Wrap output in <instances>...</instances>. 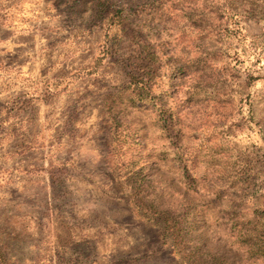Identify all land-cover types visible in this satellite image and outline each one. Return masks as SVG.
I'll return each instance as SVG.
<instances>
[{"label": "rangeland", "instance_id": "1", "mask_svg": "<svg viewBox=\"0 0 264 264\" xmlns=\"http://www.w3.org/2000/svg\"><path fill=\"white\" fill-rule=\"evenodd\" d=\"M0 264H264V0H0Z\"/></svg>", "mask_w": 264, "mask_h": 264}, {"label": "trees", "instance_id": "2", "mask_svg": "<svg viewBox=\"0 0 264 264\" xmlns=\"http://www.w3.org/2000/svg\"><path fill=\"white\" fill-rule=\"evenodd\" d=\"M111 19H112V21L114 20L115 23L121 24L124 21V16L121 13H113L111 15ZM141 46H142V49H146L147 55H152V56L155 55L154 52H151L150 50H148L149 49V45L144 44V43H141ZM152 59H153V57H150V60L151 61H152ZM97 61H98V64L97 65H100L101 64V61H102V57L97 58ZM151 66H152V64H146V67L145 68H147L148 74L151 71ZM144 72H145V70H144ZM146 77H147L146 72L144 74H139L138 76L137 75H134V76H132V78L130 80V85L133 86L134 88L141 89V86L144 85V81H145V78ZM149 78H150V76L148 77V79Z\"/></svg>", "mask_w": 264, "mask_h": 264}]
</instances>
